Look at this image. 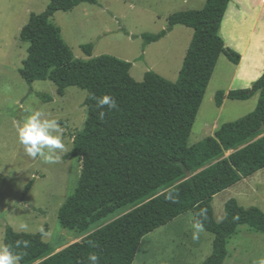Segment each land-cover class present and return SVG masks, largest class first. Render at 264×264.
<instances>
[{"label":"trees","instance_id":"16d2710c","mask_svg":"<svg viewBox=\"0 0 264 264\" xmlns=\"http://www.w3.org/2000/svg\"><path fill=\"white\" fill-rule=\"evenodd\" d=\"M228 2L206 0L201 10L174 13L167 18L166 29L142 36L148 45L175 26L192 30L174 82L152 71L136 82L129 74L131 64L112 56L87 61L73 58L50 20L56 12H68L82 3L96 5V0H48L43 12L29 15L19 32V41L28 45L19 77L28 86L36 81L51 82L59 97L70 87L86 94L85 121L64 157L80 159V176L57 211L62 228L86 235L55 253L42 240L45 230L20 233L6 225L3 244L22 257L19 264H91L89 254H96L99 264H133L145 236L188 212L193 225L201 223L213 236L211 253L200 264H223L227 241L239 226L264 235V212L258 208L245 209L229 199L218 222L212 209L214 196L264 169V133L260 131L264 126V74L249 90L215 94V105L220 108L225 97L246 101L257 93L251 113L222 124L212 137L187 145L219 57L234 65L239 62V56L218 36ZM81 51L91 57L92 47L82 46ZM92 95H109L118 108H98ZM40 97L51 101L48 96ZM100 111L105 113L103 119ZM169 191L174 202L166 199ZM125 208L130 209L89 232L93 225Z\"/></svg>","mask_w":264,"mask_h":264},{"label":"rangeland","instance_id":"374dc122","mask_svg":"<svg viewBox=\"0 0 264 264\" xmlns=\"http://www.w3.org/2000/svg\"><path fill=\"white\" fill-rule=\"evenodd\" d=\"M204 2L96 0V5L82 3L68 12H56L50 23L59 29L61 40L74 59L87 61L102 55L112 56L131 64L129 74L136 82H141L149 71L174 82L192 30L175 26L161 40L148 45L144 44L142 36L158 34L166 29L170 15L201 10ZM47 4L48 0H0V244H3L6 225L15 232L28 234H37L42 228L46 231L42 240L56 253L86 235L62 228L57 220L58 209L72 194L80 176V159L64 157L71 150L73 135L81 130L85 121L86 94L70 87L59 97L51 82L36 81L28 86L19 77L18 70L28 50V45L19 41L20 29L31 13L40 14ZM221 37L230 43L227 31H222ZM257 39L255 36L251 49ZM85 45L92 47L91 57L81 51ZM230 68L221 56L195 117L188 146L212 137L222 124L243 118L255 109L257 93L246 101L224 98L220 108L216 107L215 94L223 89L220 76ZM242 78L243 71L237 81ZM42 95L50 97L51 101L45 102ZM37 109L44 113L43 118L55 119L60 125L65 151L59 153L58 162L45 163L39 157L31 158L18 142L17 127ZM229 199H234L242 208L255 207L264 212V169L213 197L215 221L224 217V204ZM129 209L117 210L93 225L89 232ZM196 231L191 212L174 219L141 240L133 264L202 263L211 253L213 236L202 229L194 238ZM226 250L223 264H264V235L239 226L228 239Z\"/></svg>","mask_w":264,"mask_h":264},{"label":"crops","instance_id":"0c3cea01","mask_svg":"<svg viewBox=\"0 0 264 264\" xmlns=\"http://www.w3.org/2000/svg\"><path fill=\"white\" fill-rule=\"evenodd\" d=\"M222 31L228 32L230 43L223 41ZM218 36L226 48L239 56L237 65L231 64L224 57L232 68L220 76V82L223 84L222 93L226 96L231 90L251 89L253 83L264 74V0H229L219 25ZM255 36L258 39L251 49ZM239 38H242L241 43ZM241 71L243 78L237 81Z\"/></svg>","mask_w":264,"mask_h":264},{"label":"clouds","instance_id":"9594fccd","mask_svg":"<svg viewBox=\"0 0 264 264\" xmlns=\"http://www.w3.org/2000/svg\"><path fill=\"white\" fill-rule=\"evenodd\" d=\"M92 99L96 100L97 107L103 108L105 105L109 109H117L118 104L115 98L109 95L96 97L92 95ZM104 111H100V119L104 118ZM44 113L41 110H33L26 116L22 125L17 127L18 142L23 146L25 153L31 158H41L45 163H55L60 159L59 153L65 151V144L62 140L61 128L57 120L43 118ZM167 200L175 201V196L171 191L166 195ZM201 211V215H204ZM26 227V226H23ZM196 233L194 238H197L199 231L203 229L201 223L196 224ZM43 232V229H40ZM20 242H17L19 246ZM25 247L27 242H24ZM22 257L14 255L9 246L0 244V264H18ZM91 264H99V257L96 254H89L88 257Z\"/></svg>","mask_w":264,"mask_h":264},{"label":"water","instance_id":"95a60500","mask_svg":"<svg viewBox=\"0 0 264 264\" xmlns=\"http://www.w3.org/2000/svg\"><path fill=\"white\" fill-rule=\"evenodd\" d=\"M260 131H261L262 133H264V126H262V127L260 128Z\"/></svg>","mask_w":264,"mask_h":264}]
</instances>
